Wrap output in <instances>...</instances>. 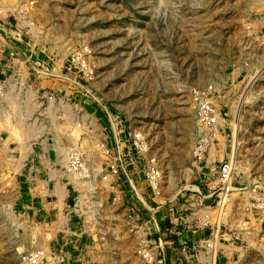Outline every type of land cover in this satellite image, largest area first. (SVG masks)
<instances>
[{"label":"rangeland","instance_id":"obj_1","mask_svg":"<svg viewBox=\"0 0 264 264\" xmlns=\"http://www.w3.org/2000/svg\"><path fill=\"white\" fill-rule=\"evenodd\" d=\"M29 1L39 37L19 40L16 21L0 18V59L21 65L9 122L0 123V264H21L19 253L36 246L55 252L57 264H166L159 252L219 238L218 264H264V214L250 206L264 187V0L2 4ZM81 46L91 50L92 94L66 80V57ZM210 87L221 113L212 134L192 102ZM117 131L118 161L151 209L123 173L102 178L111 158L98 145L114 149ZM72 149L91 161L87 180L67 171ZM228 161L234 189L220 200ZM151 162L159 196L148 187Z\"/></svg>","mask_w":264,"mask_h":264},{"label":"built area","instance_id":"obj_2","mask_svg":"<svg viewBox=\"0 0 264 264\" xmlns=\"http://www.w3.org/2000/svg\"><path fill=\"white\" fill-rule=\"evenodd\" d=\"M33 3H25L24 5H29V7H16L13 11H11L10 8L6 11V13H4L3 17V14L0 13L1 19L4 18L6 21L9 19H14L16 21V24L10 22V25H12L10 28V33L19 40H22L27 35L32 39L39 37L38 32L36 31L38 29V26H36V24L33 22L32 17V13L34 11ZM18 17L20 19H18ZM23 17H26V19L30 21L28 25H24V23L22 22ZM20 21L23 26L20 25ZM32 26L34 27V29H32ZM66 60L69 65L70 71V74L68 73L69 75L66 80H68V82L72 85L78 87L82 86L84 90L91 93L89 88H87L86 86L87 82L92 81L95 75V68L91 61V50L88 47L81 46V48L79 49L74 47L68 53ZM262 63L263 64L261 66H264V61ZM41 67L42 69H39V72L44 71L43 65ZM20 68V63L16 62L13 58H9L6 60L0 59V123L5 122V125H7V123L9 122V112L11 111L10 104L13 103L11 100V91L13 89L15 90L17 84H20L18 78L19 75H17ZM43 74L53 76V74H49V72L47 73V69ZM78 75L82 76L83 78H78ZM55 76L56 75H54L53 77L62 79V76ZM81 79L84 80V83H80ZM210 89H212V87L205 90H195L193 92L192 102L194 103L196 109V118L199 125L203 129H205L207 133L212 134V132H215V130L220 125L221 113L210 97ZM10 100L11 102H9ZM105 110V114L109 118V120L112 123L116 121V125L118 126L119 122L116 120L114 115L107 108H105ZM117 133V141H115L116 144L114 146V149L109 147L105 143H100L98 145L102 154L111 158L109 160L110 162L108 163L107 169L103 172L104 175L102 178L105 182L110 183L112 182L113 178H118L123 173L127 180L130 182L137 199L142 204L148 207L149 204L147 203L146 199L145 201L143 200L144 196L141 192L142 188L136 185L137 182H135L131 178L129 170L124 168V165L118 161L116 152L121 153L122 143L120 138L121 134L119 133V131H117ZM140 142H142L141 138L136 137L135 143L139 145ZM68 155L69 156L66 168L70 176L75 175L81 180H87L90 177V173L92 171V169L89 170L90 165L88 164L91 161L86 159V157H84L83 154H81L77 149L70 150ZM235 170V162L231 161L225 162L220 167L219 179L222 183L220 186V190L222 191L218 195L220 200L226 199L228 196V192L233 191L232 189H234V187L232 186V183L233 178L236 174ZM146 174L148 179V187H151V191L153 194L159 196L161 194L162 179L160 176L159 166L156 163L151 162V164H149L148 166ZM132 182L134 183V185H132ZM133 186L138 187L140 194L133 188ZM250 204L252 211L256 209L260 211L261 214H264V187H261L259 189V193L254 196V198L252 199V203L250 202ZM148 208L151 209L150 207ZM131 209L133 210V213L137 212L135 206H132ZM208 218L209 215H205V222L209 221ZM220 242L221 238H219L218 240H205L198 244H185L181 248L182 261H186L188 262V264H195L194 261L198 260L199 254L204 252L205 262L203 264H218L217 255L219 252L218 247ZM19 254L21 264H57V260H59L57 254L49 250L46 246L32 247L31 249L21 251ZM145 257H148L147 253L145 254ZM158 257L160 260L164 259L166 261L163 253L159 252ZM148 259L149 261H153L154 257L149 256Z\"/></svg>","mask_w":264,"mask_h":264},{"label":"bare ground","instance_id":"obj_3","mask_svg":"<svg viewBox=\"0 0 264 264\" xmlns=\"http://www.w3.org/2000/svg\"><path fill=\"white\" fill-rule=\"evenodd\" d=\"M2 2H3V0H0V13L1 14H3L2 15V17L4 16V13H6V11L8 10V9H10L11 11H13L16 7H23V6H27V7H29V5H24L23 3L22 4H20L21 2H19L18 4H15V5H12V6H10V7H8V8H3V4H2ZM30 2V1H29ZM26 3H28V2H26ZM14 7V8H13ZM18 19H20L19 17H18ZM24 19H25V17H23V23H24ZM21 22V21H20ZM22 24V23H21ZM0 42H1V44H3V42L4 43H7L6 41H1V38H0ZM51 74H53V76L54 75H56L57 76V74H54V73H51ZM55 76V77H56ZM9 102H11V100L9 101ZM32 126H34L33 124H32ZM32 126H26L27 128H25V130L27 129V131L30 133V132H39V129L38 128H34V127H32ZM25 130H23V131H25ZM41 131V130H40ZM62 160H64L65 161V159L64 158H62ZM67 162H68V160H67ZM132 185H134V184H132ZM133 188L137 191V190H139L137 187H135V186H133ZM144 198V197H143Z\"/></svg>","mask_w":264,"mask_h":264},{"label":"crops","instance_id":"obj_4","mask_svg":"<svg viewBox=\"0 0 264 264\" xmlns=\"http://www.w3.org/2000/svg\"><path fill=\"white\" fill-rule=\"evenodd\" d=\"M171 244H169L170 246ZM181 251L177 249H170L165 252V259H166V264H179V262L176 259L181 260V264H183L182 257L181 256Z\"/></svg>","mask_w":264,"mask_h":264}]
</instances>
